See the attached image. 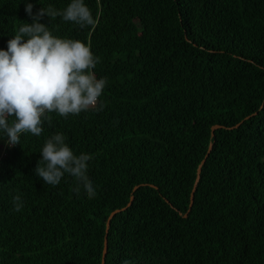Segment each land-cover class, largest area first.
Instances as JSON below:
<instances>
[{
  "label": "trees",
  "instance_id": "1",
  "mask_svg": "<svg viewBox=\"0 0 264 264\" xmlns=\"http://www.w3.org/2000/svg\"><path fill=\"white\" fill-rule=\"evenodd\" d=\"M84 2L93 26L40 22L90 46L103 110L0 140V264H101L131 195L103 264H264V0ZM26 22L23 0H0V48ZM55 133L89 157L93 198L34 174Z\"/></svg>",
  "mask_w": 264,
  "mask_h": 264
},
{
  "label": "clouds",
  "instance_id": "2",
  "mask_svg": "<svg viewBox=\"0 0 264 264\" xmlns=\"http://www.w3.org/2000/svg\"><path fill=\"white\" fill-rule=\"evenodd\" d=\"M31 23H23L0 48V140L7 146L20 145L21 134L39 137L48 113L62 117L99 112L98 100L105 81L97 80L93 70L99 63L90 46L76 39L53 35L48 23L40 21L60 16L80 27L93 26V18L84 0H69L63 10L41 7L33 13L30 0H23ZM11 118V119H9ZM40 165L34 174L44 184L58 185L63 177L75 182L73 194L81 191L89 199L96 194L87 176L88 156H75L62 133L45 139L40 151ZM14 209L22 201L15 196Z\"/></svg>",
  "mask_w": 264,
  "mask_h": 264
},
{
  "label": "water",
  "instance_id": "3",
  "mask_svg": "<svg viewBox=\"0 0 264 264\" xmlns=\"http://www.w3.org/2000/svg\"><path fill=\"white\" fill-rule=\"evenodd\" d=\"M219 125L218 124H214V125H212L211 126V134H213V131H214V129L216 128V127H218ZM211 146H212V143H209L208 144V148H207V150H206V153H205V155H204V157L202 158V160L200 161V163L197 165V168H196V175H195V179H194V182H193V185H192V189H191V192H190V202H189V205H188V210L187 211H189V209H190V207H191V204H192V198H193V192H194V189H195V187H196V183H197V181H198V178H199V172H200V168H201V165L204 163V161H205V159H206V156L208 155V153H209V151H210V149H211ZM136 186H134V188H135ZM133 188V189H134ZM131 201H132V195L130 196V198H129V200H128V202H127V204L125 205V206H123V207H121V208H115V209H113L110 213H109V215H108V217H107V219H106V223H105V234H104V239H103V250H102V257H101V264H103V262H104V255H105V251H106V234H107V231H108V226H109V223H110V219H111V217L115 214V213H117L118 211H120V210H123V209H125L130 203H131ZM184 216H186V213L184 214Z\"/></svg>",
  "mask_w": 264,
  "mask_h": 264
}]
</instances>
